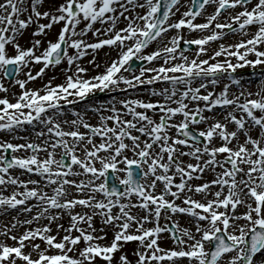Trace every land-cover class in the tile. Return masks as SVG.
<instances>
[{"label":"rangeland","instance_id":"obj_1","mask_svg":"<svg viewBox=\"0 0 264 264\" xmlns=\"http://www.w3.org/2000/svg\"><path fill=\"white\" fill-rule=\"evenodd\" d=\"M38 1L0 0V19L3 15L6 33L11 31V38H0V69H3L6 63L16 61L19 72L11 83L5 82L6 88L12 86L11 90H14L15 99L18 98L19 93L24 92L28 101L22 103L25 113L17 115L21 109L15 111V116H11L13 120L7 115L8 113H3L0 110V175L1 173L4 175L0 177V185L9 184L10 188L15 191L13 194L3 193L5 196L3 199L7 201L5 211L6 214H12L16 212V207L20 209L15 214L14 222L7 225L5 234L2 233L4 230L2 228L0 264H202L199 255L203 253V250L206 252L209 243L207 241L204 244L201 243L202 234L196 233L198 229H202L201 232L206 231L205 233L209 231L204 235V238L209 233L224 231L230 242L237 244L235 251L225 256L220 264H243L241 258L245 250L244 238L250 233L251 228L264 226V197L257 199L256 196L264 191V163L260 172H255L254 165L250 163L241 165L242 162L239 161H243L245 155L241 153L240 148H234V139L233 136H230L228 122L225 120L213 122L211 116L215 114V108L225 111L228 106L236 108L237 104L244 103L245 107L237 113L238 120L235 124L241 122L247 112L253 115V121L264 125V112L253 113L250 108L252 104L258 106L264 98L259 95L260 87H255L251 89L254 90L251 96L240 93L235 95V101H224L220 98L213 104L211 102V98L214 97L211 96L212 88L206 86L203 79L197 80V77H199L198 73L206 72L211 75L212 87L219 88L221 85L227 84L230 87L229 90L233 92L240 89L232 85L234 83L232 78H228L229 75H233L235 69L249 66L258 67L254 69L257 71L264 70L260 63L262 59L258 54L251 52L233 56V53L228 52L232 49L234 51L246 47V45L242 47L239 45H243L252 38V34H248L249 27L237 31V35L231 37L234 38V43L231 44L230 49L216 47L220 45L221 37L226 36L223 26L230 21L235 22L239 15L245 18L246 23L258 21L252 19L254 18L253 9L250 8L248 15L245 12L246 8L241 12L237 11L233 14L226 12L223 16L217 17L214 5L208 7L211 8L207 11L208 17L202 18L199 13H191V0H182L169 15L167 26L171 27L169 29L174 35L172 39L160 44L159 41L155 42L157 37L145 49L136 52L134 57H141L145 62L139 69L128 70L129 60L126 58L124 68H121L115 78L120 81L110 83L109 80H112V77L108 76L109 80H107L105 73L110 71L109 66L117 62L121 54L125 52L123 47L115 56L108 55L105 68L98 73L99 76L95 77L81 76L80 78V76H72L73 73L70 75L74 68L70 64V59L77 63L86 60L88 62L91 57L100 56L108 49L100 48L98 45L100 40L123 35L129 26L133 28L134 23L137 24L139 19L131 16V7L127 5L130 0H40L39 3ZM137 2L138 0L131 3L137 4ZM217 2V0H213L214 4ZM72 3L77 5V10L73 17L69 18L70 23L64 35L63 57L58 63L48 65L41 76L46 75L52 69L61 68V72L45 82H40L38 77L41 76L36 75L40 65L34 60V57L45 56L47 50L57 42L58 36L60 37L59 29L64 23L63 20L69 15ZM253 6H255V2L250 4V7ZM148 9L146 8V13ZM60 18H63L61 22ZM113 20H118V22L110 26ZM148 20L146 19V21ZM144 21L141 20L140 27ZM185 21L191 24L190 28H187ZM200 25L204 26L198 29ZM141 30L144 28L142 27ZM246 30L247 32L244 33ZM52 32L55 34L48 38ZM180 39L194 43L191 51L184 53L179 51L177 42ZM182 42L180 43L182 44ZM74 44L77 47L72 50L71 47ZM178 54L190 56L188 62L178 59ZM25 59L33 64L31 70L25 68ZM117 63L119 64L120 61ZM122 63L124 64V61H121ZM152 69L160 74L158 80H165L168 76L176 77L178 73H183L182 78L186 79L181 82L182 86L179 88L190 98L192 96V78H187L186 76L189 77V75L185 74L191 73L190 71L195 72V80L199 87L196 101L202 102L201 110L198 105L187 110L183 109L180 116L182 117V114L185 113L186 120L181 121L182 118H176L178 116L176 109L169 104L166 109L172 118L156 117L158 109L165 108L161 103L162 100L156 97L161 96L170 87H165L166 84L161 81L150 80L156 73L151 72V75L147 76V73ZM142 73L145 76L139 79L137 75ZM35 77L38 79L33 80ZM2 80L4 78L0 71V83ZM71 83H75L76 87L74 85L75 89L69 90L67 95L55 90L57 85H70ZM139 83H143V86H139ZM49 89L59 95L54 96L53 92L48 93ZM151 90L157 93L153 95V98H151L153 92L148 95L147 99L138 100L136 98L138 94H144ZM83 93H86V96ZM43 94L46 96L48 94L49 98L42 96L43 100L39 99L38 95ZM90 95L91 97L87 98ZM105 97L109 98L104 100ZM186 98L183 96L181 102L184 103L190 99ZM0 100H6L5 91L0 94ZM94 100H104V102ZM55 101L57 104L63 103V101L68 104L89 102V105L81 106L96 108L87 110V108L79 107L82 108L81 114L85 112L92 117L91 120L83 118L79 127L71 124V128H64L58 120H55L58 116H62L60 105L54 108V121L50 125L47 123V117H41V120L37 119L38 122L32 120L34 110L38 111L37 109H40L44 103H55ZM97 102H100V105ZM34 103L38 105L33 106ZM116 103L119 104L116 105ZM222 104L225 106H220ZM12 105L13 110L18 108L14 103ZM213 105L218 107H213ZM27 107L29 108L26 109ZM138 108L150 111L149 115H152L156 122L148 123L150 126L145 131L135 132L134 129L127 126V122L133 120L132 113ZM76 109L78 110V108ZM203 115L211 117L208 125L207 120L204 121ZM68 118L72 121L80 120L75 116L73 118L72 115ZM12 121L18 124L17 130L25 131L22 139L14 140L2 131L4 126L11 125ZM213 126L220 133L219 138H214V134L210 132V128ZM250 126L259 133L257 126L253 127L251 124ZM161 128L162 130H159ZM184 128H189L193 133L199 135L202 139L201 142L181 137ZM242 128H244V124L239 125V130L235 129L243 133V138L247 137ZM34 130L37 132L31 133ZM52 130L59 134L50 136L49 133ZM138 130H141V127ZM168 132L171 133L168 134ZM43 134L49 137L47 144L42 142ZM60 136H64L63 141H58ZM128 136L141 137L144 144H135L131 152L125 151L124 145ZM148 141L150 143H147ZM151 141L164 142L165 150L152 152L150 150ZM81 142L83 144L85 142V147L84 151L79 154L74 149ZM98 142L104 145L94 154L92 151ZM58 143L64 151L54 148L58 146ZM7 146H10L12 150L9 155L11 159L9 166L4 164ZM19 149L23 154L21 156L16 153ZM100 151H108L112 157L116 156L117 158L114 160L113 158L103 159L97 163L96 155ZM153 155L161 159L157 163V167L152 166L155 159ZM52 158L55 160L52 161ZM117 159L122 164L121 167H118ZM227 159L235 160L237 165L239 164L238 170L241 169L244 173L243 176L250 177L247 182L245 181L243 187L239 181L235 180L234 176L226 177L231 172L229 165L225 163ZM128 161L137 162L143 170L141 183L144 193L142 199L136 197L129 186H122V193L118 198L111 196L105 189L106 165H115L112 175L117 183L124 185L125 182L122 181H126L125 173ZM37 163L42 166V169L46 168V171L38 170L35 173ZM165 163L170 165L168 167L177 168V174H174L175 169L172 167L165 168ZM74 165L84 172L83 176L89 177L90 186L87 188L82 181L76 179L75 181H79V183L73 184L69 190L65 188V191H62V182L67 180L68 172L74 169ZM23 168L26 169L23 171ZM19 171L24 174L22 182L18 176L12 175ZM189 173L193 175L189 177L191 179L188 178L187 184L183 187L174 185L178 175L181 180H184ZM167 175H173V180H167ZM41 177H51L54 180L48 181L47 184V181L45 182ZM154 177H160L162 181H155ZM181 180L177 183H180ZM234 181V191L241 186V190L248 197L247 202L243 205L240 195L232 196L227 205L230 211L225 220L217 218L215 225L210 226V230H207L204 224L207 223V217L213 214L208 207L205 210L204 222L189 219L184 214V211H192L197 205H201L202 208L209 204L215 205V202L225 197L222 195L225 193L224 191L219 196L215 193L211 194V192L204 194L202 187H207L206 189L209 190L216 186L221 189L231 188L226 183ZM215 182L216 185L210 187L209 183ZM198 191L199 194H197ZM228 192L229 190L226 191L227 194ZM154 195L161 196V200L156 197L159 203L169 202L171 205L168 212L163 209L159 210V218L156 219L160 223L158 228L164 224L163 219L160 218L162 215L171 217L173 214L181 220L182 224L188 225L191 221L197 222L196 224L191 223V231L195 235V239L182 237L181 241L176 244L169 235L155 232V219L151 211L153 205L148 201V197ZM3 196L0 195L1 207L3 206ZM34 196L39 197L34 201L30 214L38 225V231L33 222L28 223L29 228L23 227L20 223L22 212L27 211L25 204L31 203ZM186 200L190 203H186ZM78 201L84 203H78ZM35 207L39 208L36 210L38 214L32 211V209H36ZM213 210H218L216 205L215 208H212ZM42 213L44 218L40 219L41 217L38 216ZM176 227L178 229V225ZM150 232H152L151 235ZM95 249L104 254L103 258L99 259L92 255L91 252L96 251ZM163 255L169 259L161 260L160 257ZM187 256L190 257L187 258ZM262 258H264V252L260 257L254 258L252 263L255 260L260 261Z\"/></svg>","mask_w":264,"mask_h":264},{"label":"bare ground","instance_id":"obj_2","mask_svg":"<svg viewBox=\"0 0 264 264\" xmlns=\"http://www.w3.org/2000/svg\"><path fill=\"white\" fill-rule=\"evenodd\" d=\"M39 2H40V0L38 1V3ZM146 5H147V3L145 1H143V0L139 1V3L137 5L132 7L131 16L139 15L140 20L141 19H143V20L146 19L148 16H146V14L143 12V8ZM15 10H17V9H15ZM62 20H63V18L59 19L60 22ZM14 21L17 22L16 20H14ZM117 22H118V20H113L111 22L110 26L115 25ZM185 24L187 25V28L191 27V24H189L187 21H185ZM100 27H102V26H100ZM258 29L261 30L260 28H258ZM2 32H4L2 38H5V39L9 38V37L11 38V34H10L11 31L6 33V29H5L4 24H3V15H2V17L0 19V34H2ZM249 33L252 34V38L249 40V44L246 47L239 48V49H236L234 51L232 49V51H228V52L233 53L232 54L233 56H240V55H244V54H249L251 52L252 53H256V54H258L260 56L259 58L262 59L260 63L264 67V32L262 34H259V32L256 31V28H253V29L250 30ZM53 34H55V33L54 32L50 33L48 38L50 36H52ZM162 38L163 37H160V40H162ZM233 43H234L233 39L225 40V41H222L220 43V45L216 46V47H219L220 49L221 48H225L226 50H228V49H230L232 47L231 44H233ZM254 43H256L257 45H255ZM74 47H77L76 44H74L71 47V49L73 50ZM120 47H121L120 43L111 45V46L108 47V49L106 51L102 52L100 54V56L96 55V56L91 57V59L89 58L90 60L88 62H86L87 61L86 60L85 62L82 61L80 63H77L75 60L70 59V64H72V68L74 67L72 72L70 73V75L73 73L72 76H77V77L80 76V78H81V76L82 77L83 76L95 77L96 75H98V73L102 72V70L105 68L106 61L108 59V55H111V56L114 55L118 51V49ZM179 56H181V55H179ZM189 57L190 56L186 57V55H184V57H181L180 59L181 60H185V61L188 62ZM25 61H26L25 68L31 70L33 68V64L31 62H29L27 59H25ZM253 68L254 67H249V66L247 67L246 66V67H243L242 69H235L233 71L235 76L240 77V82H241L240 86L241 87H238V88H240L239 90L234 89L236 91L231 92L229 90L230 87L227 84L222 85L219 88L218 87H211L212 90H213V93L211 94V96H214V97L211 98V102H213V104H215L216 102H218L216 100L220 99V98H222L224 101H232V100L235 101V99H234L235 95H238L240 93L247 94L248 96H251V94H253V92H254V90H251V89H253L255 87H260L258 89V90H260L259 95H261V97L264 98V76H261L256 82L253 83L252 82L253 80H251V79L254 76L251 77V76L247 75V73H249L248 71L253 69ZM57 69L58 70L52 69L46 75L44 74L43 76L39 77L40 82H45V81L51 79L52 77H54L56 74L61 72V68H57ZM190 72L191 73H187L185 75H189V77L186 76L187 78H192V94H191L192 96H191V98H190V96H188V94L184 93L183 90H180L179 87H181V86H179L178 88L177 87H170L168 90H166V92L161 94V96L156 97V98L162 100L161 103L165 107V108H159L158 109V111H157L158 115L156 117H158V116L166 117L167 119L172 118L171 117L172 115H169L168 114V110L166 109V106L169 105V104H171V106L176 109V111L178 113V116L176 118H179V119L182 118L181 121H185L186 120V114L185 113L182 114V117L180 116V113H181V111L183 109L187 110L190 107H194V106L196 107V105H198L199 110H201L202 102L199 101V100L196 101V99H198V90H199V87H197V83H196V80H195V75L196 74H195V72H192V71H190ZM182 74L183 73H178L176 75V77L168 76V78H167L168 83H170L171 85H176L175 84L176 80H178L179 83H180L182 80L186 79V78H182V76H183ZM198 74L201 75V78H205L204 81L206 82V85L208 87L212 85V82H210V80L208 79L209 76H211L210 74H208L206 72H201V73H198ZM70 75H67V76H70ZM116 81L119 82L120 79H114L113 80V82H116ZM233 84H235V83H233ZM204 88H202V89H204ZM151 92H153L151 98H153L154 94H157L155 91L151 90V91L145 92L144 94H138V96H136V98L138 100L147 99L148 95ZM83 94L85 95L86 93H83ZM183 96H186L187 98H190V99L188 101L182 103L181 101H183L182 100ZM90 97H91V95L88 96L87 98H90ZM108 98H106V99H108ZM106 99H104V100H106ZM104 100H95V101H103L104 102ZM88 103L89 102H85V103H82V104H79V105L76 104V105H71V106L68 105L66 107L64 106V108H61L62 116H58L57 119H55V120H58L62 124V126L64 128H71V124L75 125L76 127L81 126L83 118L84 119H89V120L92 119V117L89 114L85 113V112H83L81 114L82 108H79V107H81V105H89ZM97 103L100 105V102H97ZM118 104L119 103H116V105H118ZM36 105H38V104L37 103L33 104V106H36ZM52 105H53L52 102L51 103H44V105L40 109H37L38 111L34 110V112L32 113L33 114L32 115V120H36V121H37V119L41 120L43 112H48V114H47V116H45V118L46 117L48 118L47 123L50 125L52 123V121H54V120H52V118H54V116H53L54 115V109H53ZM62 105H64V104H62ZM213 107H218V106L213 105ZM243 107H245L244 103L237 104L236 108H231V106H228V108H225V111H222L223 109L215 108V114L212 115L211 117L213 119V122H215L216 120H221V121L225 120V121L228 122L229 130H230V134H231L230 136H233V139H234V143H233L234 144V148H236V149L240 148L241 149V153L245 155L243 161H239V162H242L241 165L242 164L244 165V163H250L251 165H254V168H253L254 171H259L260 172V168L259 167H260L261 164H263V161H264V158H263L264 157V125H261L258 121H253V118H251L249 116H245L244 119H242L241 122L235 124V122L238 120L237 119V113ZM76 108H78V110ZM84 108H87V110H88L90 108L94 109L96 107L84 106ZM250 108H251L253 113H257V112H258V114L263 113L264 112V99L259 102L258 106H255V105L252 104L250 106ZM14 112L15 111H12V112H9L7 114L8 116H10L11 120H13V118L11 116L12 115L15 116ZM24 113H25V110L22 109L19 113H17V115H23ZM132 114H133V120H130V122H127L128 123L127 126L130 127V129H134L135 132L145 131L148 128V126H150L148 123L156 122V119L154 120V117H152V115H149L150 111H148L147 109L138 108V109L134 110ZM228 114H230V117H228ZM71 115L73 116V118H74V116L77 117V118H80V120H78V121L69 120L68 117H71ZM211 117L207 116V115H203L204 121L207 120V125H208L209 119H211ZM11 124H12V128L17 129V123H15V121H12ZM242 124H244V128H242V130L243 131L245 130V134L247 135L248 138L247 137L243 138V133L237 131V130H239L238 129L239 125H242ZM250 124L253 125V127L258 125L257 126V130H258V132L260 134L257 133L255 131V129L250 126ZM140 127H141V130H138V129H140ZM208 128H209V126H208ZM159 130H162V128L159 129ZM52 131L53 132L50 133V135H52V136L54 135V132L59 134L55 130H52ZM6 132H10L9 134L14 136L15 139H22L23 136L25 135V133H23V135L14 133L11 128H10L9 131H6ZM34 132H37V130H34L31 133H34ZM210 132H212L214 134V136H213L214 138H219L220 133L218 132L216 127L213 126L212 128H210ZM169 133H171V132H168V134ZM59 140L63 141L64 140V136L63 137L60 136L58 138V141ZM48 141H49V137L47 135L43 134L42 135V142L47 144ZM85 141H86V139H85ZM147 143H150V142L148 141ZM135 144H144V140L141 137L128 136V139L126 140L125 145H124L125 146V151L131 152L133 147H134L133 145H135ZM145 144H146V141H145ZM151 144L152 145L150 147V150H152V152H155V153L156 152H163L165 150V143L164 142L160 143V142L151 141ZM103 145L104 144L101 143V142L96 143V148L94 147L92 152L95 154L96 150L101 149L103 147ZM52 147H54V146H52ZM84 147H85V142H84V144H83V142L78 143L76 145V147H75L76 149H74V151L78 152L80 154L81 152L84 151ZM54 148L57 149L58 151L59 150L64 151L61 148V146L59 145V143H58V146H56ZM94 150H95V152H94ZM16 153L19 156L23 155L22 151L20 149ZM112 158L114 160L117 157L116 156L112 157V155H110L108 151H103V152L100 151V153L96 155V162L99 163L103 159H112ZM153 158H155L154 161H153V167H157V163L159 161H161V159L159 157H156L155 155H153ZM54 160H55V158H52V161H54ZM117 163L119 165L118 167L122 166V164H120V161L118 159H117ZM36 166L37 167L34 170L35 173L38 170L46 171V168L42 169V166L39 163H37ZM74 166H75L74 169L69 170V172H68L69 175H68L67 180L62 182V185H61L62 191H65V188L67 190H69L73 184L79 183V181H75L76 179L82 181V183L84 185H86L87 188L90 186L89 177L83 176L82 173H84V172L81 171L76 165H74ZM164 166L168 167L170 165L167 163ZM22 167H24V166L22 165ZM171 167H168V168H171ZM25 169L23 168L22 170L24 171ZM173 169H175V174H177V168H173ZM187 169H188V167L186 168V170ZM2 174L3 173H1L0 177L4 176ZM12 175L18 176L19 180L22 182V180H23L22 175H24L22 173V171L15 172ZM192 175L193 174L189 173L184 178V180H181L180 176L178 175L176 177V179H175L176 183H174V184L175 185L184 186L185 184H187L188 178L190 176H192ZM231 175H237V176L240 177V178H236V181H239V183H240V185L242 187H243V184L245 183V181L247 182V180L250 178L247 175L243 176L244 173L242 171L232 172ZM45 178L41 177V179H44L45 182L47 181L46 182L47 184H48V181L54 180L51 177H48L46 179ZM157 178L161 179V181H162V178H160V177H157ZM189 179H191V178H189ZM32 180H34V179H32ZM56 180H58V179H56ZM179 180H181V182L177 183V181H179ZM241 186L236 191H234L233 189H230V195L231 196H235V197L240 195V197H242V201H243L242 204H243L244 200H247L248 197L241 190ZM219 190H221V189H218V187H215L212 190L204 189V191L208 192V193L209 192L218 193ZM225 191H226V189H225ZM5 192H9V193L13 194L15 191H14L13 188H10L9 184L0 185V195L3 196V193H5ZM4 197L5 196H3L2 199ZM38 197L34 196L31 199V203L25 204L26 205L25 209L27 211L22 212L21 221H20L21 225L23 227H26V228H29L28 227V225H29L28 223H32L33 222V224L35 225V229L37 231H38V227H37L38 225H37V223L35 221H33L32 214H30V211H31V207L34 206V201L36 199H38ZM6 207H7V201L5 199H3V206L2 207L0 206V238H2L1 237L2 233L5 234L6 229H7V225H10V222H14V218L16 216L15 214L20 211V209L18 207H16V212H13L12 214H10V213L6 214V211H5ZM35 208L36 209L35 210L32 209V211L33 212L35 211L38 214V211H36V210L39 209V208L38 207H35ZM38 217H41L40 219H42V218H44V214L42 213ZM27 219H28V222H27ZM25 222H26V225H24ZM2 228H4V230L1 233ZM0 241H1V239H0ZM176 264H180V263H176ZM252 264H264V258H262L260 261L255 260Z\"/></svg>","mask_w":264,"mask_h":264},{"label":"water","instance_id":"obj_3","mask_svg":"<svg viewBox=\"0 0 264 264\" xmlns=\"http://www.w3.org/2000/svg\"><path fill=\"white\" fill-rule=\"evenodd\" d=\"M252 256V255H251ZM251 257H249V259H250Z\"/></svg>","mask_w":264,"mask_h":264}]
</instances>
